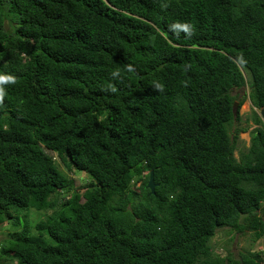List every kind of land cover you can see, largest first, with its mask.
I'll list each match as a JSON object with an SVG mask.
<instances>
[{
  "label": "trees",
  "instance_id": "1",
  "mask_svg": "<svg viewBox=\"0 0 264 264\" xmlns=\"http://www.w3.org/2000/svg\"><path fill=\"white\" fill-rule=\"evenodd\" d=\"M0 75V264H264V0H0Z\"/></svg>",
  "mask_w": 264,
  "mask_h": 264
},
{
  "label": "rangeland",
  "instance_id": "2",
  "mask_svg": "<svg viewBox=\"0 0 264 264\" xmlns=\"http://www.w3.org/2000/svg\"><path fill=\"white\" fill-rule=\"evenodd\" d=\"M248 92L249 89L245 87L242 91L237 92L238 98H245L244 103L240 107L239 114L241 115L242 120L245 119H250L251 118V113H252V105L251 102L248 98ZM247 96V97H246ZM249 141H250V136L248 132L241 133L239 135V142L237 144L238 150L241 151H246L247 148L249 147ZM51 156L55 158V155L52 153H49ZM235 156L238 157L237 152H235ZM61 169L64 171L63 167ZM66 171V170H65ZM68 172L66 171V174L74 178L76 180L75 184L76 187L79 188L81 187L82 183H85V177L86 175L80 174L81 172ZM85 176V177H84ZM139 183L136 184V188H138ZM50 212H48L49 214ZM44 212H35L31 211L30 213V220L32 223L37 222L40 219H43L45 217ZM7 223H4L0 227V241L5 239L8 234L7 231ZM212 245L214 247H217L219 249V252L221 256L226 254V251L232 252L234 257H238V254L240 252L244 251H254V252H263L264 253V236L260 238L258 241L253 242L252 240V234L249 232H245L243 235L242 234H237L232 232L229 228H223L219 229L216 232V235L214 236L212 240Z\"/></svg>",
  "mask_w": 264,
  "mask_h": 264
},
{
  "label": "clouds",
  "instance_id": "3",
  "mask_svg": "<svg viewBox=\"0 0 264 264\" xmlns=\"http://www.w3.org/2000/svg\"><path fill=\"white\" fill-rule=\"evenodd\" d=\"M176 28L183 30L187 35H191L192 32V25L189 23H183V24H177L175 25ZM128 71H132V67L129 65L127 66ZM113 75H117V73H113ZM9 82H15V78L12 76H6V75H0V85H3L5 83ZM112 91H115V88L112 89ZM5 92L2 87H0V105L3 104Z\"/></svg>",
  "mask_w": 264,
  "mask_h": 264
},
{
  "label": "water",
  "instance_id": "4",
  "mask_svg": "<svg viewBox=\"0 0 264 264\" xmlns=\"http://www.w3.org/2000/svg\"><path fill=\"white\" fill-rule=\"evenodd\" d=\"M237 107H238V103L235 102L233 104V114L235 115L236 114V110H237ZM261 114V118H264V109L262 110V112L260 113ZM155 184L153 182V174L152 172L150 173V176H149V181L146 185V188L149 189L150 193L151 194H154V189H155Z\"/></svg>",
  "mask_w": 264,
  "mask_h": 264
}]
</instances>
